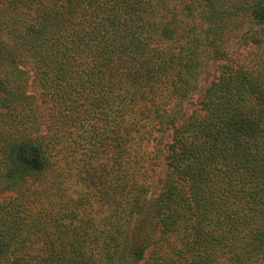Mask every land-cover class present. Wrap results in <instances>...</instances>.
I'll return each instance as SVG.
<instances>
[{
  "label": "trees",
  "instance_id": "1",
  "mask_svg": "<svg viewBox=\"0 0 264 264\" xmlns=\"http://www.w3.org/2000/svg\"><path fill=\"white\" fill-rule=\"evenodd\" d=\"M216 1L0 0V264H264V0Z\"/></svg>",
  "mask_w": 264,
  "mask_h": 264
},
{
  "label": "rangeland",
  "instance_id": "2",
  "mask_svg": "<svg viewBox=\"0 0 264 264\" xmlns=\"http://www.w3.org/2000/svg\"><path fill=\"white\" fill-rule=\"evenodd\" d=\"M217 4H224V6L228 4H237V5H249L252 3V0H217ZM240 19V18H239ZM237 19V21H241V23L244 24L243 28L241 30H237L231 37V41L229 43L228 48V55L229 59L231 61L236 62H248L254 61L258 62L260 58L263 59V52L262 50H258L257 46L250 42L248 39L245 40V36L249 33H256V34H262L264 33V27H256L254 25L246 24L247 23V17L243 16L240 20ZM258 56V57H257ZM257 57V58H256ZM219 63L212 62L209 64V67L207 68L205 74H202L201 81L199 82L198 88L190 94L188 100L184 103V106L182 108V118H185L186 116L190 115L191 113H197L200 109V100L202 99V95L204 93V90L208 87L209 83L214 80V78L217 76V66ZM23 79H24V85H25V93L28 95H32L34 97L37 96V90L32 85V74L31 71L28 68L23 69ZM171 137V131L167 132L163 144V147H166V144L169 143ZM157 173L155 175V189L154 192L149 195V202L155 197L157 194L160 185H161V179L163 177V165L157 168Z\"/></svg>",
  "mask_w": 264,
  "mask_h": 264
}]
</instances>
